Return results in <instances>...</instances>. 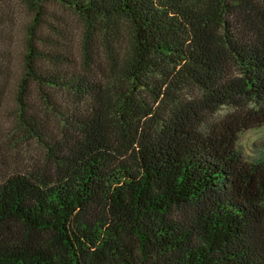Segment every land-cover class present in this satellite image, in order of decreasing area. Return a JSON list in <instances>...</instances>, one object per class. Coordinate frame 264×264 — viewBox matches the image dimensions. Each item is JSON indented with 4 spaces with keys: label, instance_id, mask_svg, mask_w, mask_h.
<instances>
[{
    "label": "trees",
    "instance_id": "1",
    "mask_svg": "<svg viewBox=\"0 0 264 264\" xmlns=\"http://www.w3.org/2000/svg\"><path fill=\"white\" fill-rule=\"evenodd\" d=\"M21 1L0 171L17 136L43 154L0 181V264H264V147L239 146L264 125V0ZM52 5L78 45L42 32Z\"/></svg>",
    "mask_w": 264,
    "mask_h": 264
},
{
    "label": "rangeland",
    "instance_id": "2",
    "mask_svg": "<svg viewBox=\"0 0 264 264\" xmlns=\"http://www.w3.org/2000/svg\"><path fill=\"white\" fill-rule=\"evenodd\" d=\"M0 13L10 19L7 27L1 28L0 34V66L6 68L7 79L0 77V130L5 136H11L15 128L17 106V85L22 77L24 67L25 37L28 26L34 20V12L21 0H0ZM42 32L46 37L60 39L67 43L79 44L82 23L80 16L65 7L52 5L43 23ZM58 29V30H56ZM65 33L62 39L58 32ZM6 35V38H5ZM10 37V42H7ZM5 38V39H4ZM9 43V44H8ZM35 97L38 98L37 93ZM228 107L222 110L225 113ZM16 137V136H15ZM18 144L10 149V157L1 166L0 181L6 172L29 169L34 157L43 154L41 147L35 142L26 141L23 136H17ZM16 142V140H13ZM239 146L247 156H255L264 147V125L245 130L240 135Z\"/></svg>",
    "mask_w": 264,
    "mask_h": 264
}]
</instances>
